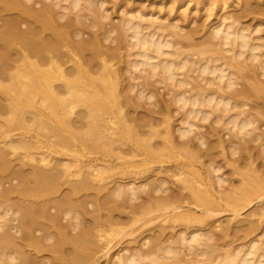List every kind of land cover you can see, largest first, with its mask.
<instances>
[{"label":"bare ground","instance_id":"obj_1","mask_svg":"<svg viewBox=\"0 0 264 264\" xmlns=\"http://www.w3.org/2000/svg\"><path fill=\"white\" fill-rule=\"evenodd\" d=\"M256 1L0 0V264H96L110 234H132L122 224L162 217L117 264H264L259 237L220 254L233 222L208 228L264 221L263 19L244 22L264 12ZM140 99L154 106L131 112ZM46 250L58 255L33 259Z\"/></svg>","mask_w":264,"mask_h":264},{"label":"rangeland","instance_id":"obj_2","mask_svg":"<svg viewBox=\"0 0 264 264\" xmlns=\"http://www.w3.org/2000/svg\"><path fill=\"white\" fill-rule=\"evenodd\" d=\"M126 1H127V0H123V2H122V4H121V7H122L123 9H126V4H127V3L131 4V3L129 2L130 0H128L127 3H126ZM137 1H138V2H137L136 4L138 5V4H140V1H145V2L147 3L149 0H148V1H146V0H137ZM236 1H237V3H236ZM241 1H242V2H241ZM245 1H246V0H245ZM245 1H243V0H239V1H238V0H235L234 4H235V3H236V4L230 6L231 8L226 7V10H227V11H230V9H231V11H232V10H233V11H237V12L242 11V10H243V7H244V6H243V3H244ZM253 1H254V0H253ZM255 1H256V0H255ZM262 1H263V2H262ZM64 2L67 3V1H64ZM239 2H240V3H239ZM193 3H194V2H191V3L189 4V10H188V8H187V10H186V9L183 7L182 9H179L178 11L180 12V11L182 10L180 13L184 12L185 10H186L187 12H189V11H190V7H192L191 5H194ZM256 3H257V4L260 3V4L264 7V4H263V3H264V0H260V1L257 0L256 2H254L253 5H254V6H257V5H255ZM176 4H177V3H176ZM239 4H240V5H239ZM244 4H245V3H244ZM110 5H112V3H108V6H109V8H110L112 11H113V9L115 10V7L110 6ZM127 5H128V4H127ZM214 5H215V3L212 5V8L214 7ZM236 5H237V6H236ZM239 6H240V7H239ZM124 7H125V8H124ZM215 7L217 8V4H216ZM233 7H234V8H233ZM236 7H238V8L236 9ZM241 7H242V8H241ZM122 8H120V9L117 10V11H115V13H114V11H113V13H112L113 16H112L111 18H109V19H105V21L107 22V20L109 21L110 19H112V18L115 16L112 20L118 22V19L120 20L121 16L123 15V14H122V12H123V9H122ZM154 8H156V7H154ZM216 8H213L214 10H212V11H214V12H212V11H210V10H205V8H204V10L202 9L203 11L201 10V11H202L201 14H200V11H197V13H195V12H194L195 9H194V11L192 10V14H193V12H194L196 15L199 13V15H197V17H196L195 14H193V16L196 17V18H195V17H193L192 14H191V17H192V19L195 18L193 21H196V20H197V21H196V24H197L198 20L201 18V19H200L201 21L199 20V23H203V22L207 21L205 24L210 25V23H213V21H214L213 19H215V17H216V15H215V14H216V10H217ZM110 9H109V12H112V11H110ZM157 9H159V11H157ZM167 9H168V10H167ZM167 9H165V10H167V11H164V8H163V9H161V8H159V7L156 8V11L158 12L157 15L165 14L166 17H169L170 14L173 15V13H175V10H173L174 12H172V10H170V7H168V6H167ZM206 9H208V8H206ZM215 9H216V10H215ZM223 9H225V8H223ZM234 9H235V10H234ZM120 10H121L122 12H121L120 15H119ZM160 10H161V13H159ZM183 10H184V11H183ZM226 10H221V13L226 12ZM170 11H171V12H170ZM116 12H117V13H116ZM167 12H168V13H167ZM169 12H170V13H169ZM179 12L177 13V14H178L177 16H179L178 18H180V17L182 16V14H179ZM207 12H210L209 14L212 13V15H209ZM257 12L259 13L260 10L257 11ZM214 13H215V14H214ZM221 13H220V14H221ZM254 13H255V12H254ZM254 13H252L253 15H251V14L247 15L248 17L245 16V18H246V17H247V18H246V21H244V22H246V24H248V23L250 24V22H251V24H252V22H253V23H255V21L257 22V19H260V17H261L260 20L263 19V20H262V21H263V24H262V27H263V28H262V31H261V32H260V31H258V32H254V35H255V34H257V35L259 34V35L264 36V14H263L264 12H260L259 14L255 13L256 15H254ZM261 13H262V14H261ZM121 14H122V15H121ZM167 15H169V16H167ZM172 15H171V16H172ZM200 15H201L202 17H201ZM208 15H209V17H207ZM259 15H260V16H259ZM173 16H174V15H173ZM211 16H212V17H211ZM214 16H215V17H214ZM256 16H257V17H256ZM206 17H207L208 19H210V20L208 21V19H206ZM249 17H250V18H249ZM262 17H263V18H262ZM203 18H204L205 21H202ZM211 18H212V19H211ZM245 18H243V19L245 20ZM253 18H254V19H253ZM255 19H256V20H255ZM180 20H181V22L184 21V20H182V19H180ZM180 20H178V21H180ZM211 20H212V21H211ZM247 20H248V21H247ZM110 21H111V20H110ZM193 21H192V22H193ZM210 21H211V22H210ZM258 21H259V20H258ZM181 22H179V23H181ZM184 22H185L184 24H183V22H182L181 24H183V25H187V26H185V27H187V28H188V26L190 27V26H194V25H196L195 22L192 23V22H189V21H187V20H185ZM209 22H210V23H209ZM251 24H250V25H251ZM252 25H254V24H252ZM259 32H260V33H259ZM106 43H108V41H106ZM122 51H123V52L125 51L123 54H125L126 52H128V50H127L126 48L122 49ZM124 57H126V56H124ZM263 57H264V56H263ZM4 79H6V78H4ZM5 81H9V79L7 78ZM159 91H160V93H159ZM159 91L157 90V93H158L159 96H161V97H162V95H164L165 98H169V97L171 96V94H168V93L166 92L167 90L164 89L163 87H160ZM160 94H161V95H160ZM131 95H133V93H131ZM143 100H144V99H142V100L140 99V100H139V102H140V101L143 102V103L140 102V103L143 104V105L141 104L143 107H142L141 105L138 106V107H140V108H138V109H140V111H137L138 109L135 110V108H136L135 106H134V109H133V106H129V107L132 108V111H131L130 108H129V110H130L131 112H133V113H134V112H136V113H137V112L141 113V112L148 111V109H147L148 107H149V108H152V107L154 106V105L152 104L153 106L151 107V104H150L149 101L146 102V103H147V104H146V103H145V100H144V101H143ZM148 103H149L150 105H148ZM145 105H146V106H145ZM144 106H145V107H144ZM77 109H78V110H79V109H83V107H78ZM173 109H174V113H175V116H176L175 119H176V118H178L181 114H179V112L176 110V107H175V106H173ZM159 116H161V115H159ZM213 118H214V115H212V116H211L209 119H207V120H202L201 122L204 123V124L207 126L208 123H209V122L211 121V119H213ZM178 121H180V120L176 119L175 123L178 124ZM18 131H19L18 129H15V133L18 132ZM13 132H14V131H13ZM88 149H89V148H88ZM87 151H88V150H86V152H87ZM94 155H95V154H94ZM125 155H126V154H125ZM130 155H131V154H127L128 157H129ZM62 157H66V158H68L69 156H68V155H63V154H62ZM123 176H124V175H116V177L121 178V179H118V178H117V179H115V180H116L117 182H118L119 180L127 181L128 179L124 178ZM240 178H241V177H240ZM238 179H239V178H238ZM238 179H237V182H238L239 180H241V179H239V180H238ZM114 182H115V181L110 182V183H109V186H112V185L114 184ZM239 183H240V184H239V185L237 184V185L240 187V185H241V181H240ZM5 184L8 185V184H9V180H6V181H5ZM65 186H66V185H65ZM65 186L60 190L61 192H59V193H57V194L63 195L64 191L67 190ZM62 192H63V193H62ZM61 193H62V194H61ZM104 193H105V192H103V193L101 192V194H104ZM60 195H59V196H60ZM61 197H62V196H61ZM258 204H259V206H260L261 203H259V201H258ZM255 205H257V202H256ZM255 205H254V206H255ZM254 206H250L249 209H246V210L244 211V213H243V217H247V216H246L247 214H245V213H247L248 210H249V211H250L251 209L253 210V207H254ZM257 206H258V205H257ZM257 206H255V207L257 208ZM251 207H252V208H251ZM255 207H254V209H255ZM90 209H93V206H91ZM122 209H123V208L119 209L120 211H119V210H118V211H115V216H117V217H118V215L120 216L121 213H119V212H122V211H123ZM125 209H127V208H125ZM249 211H248V212H249ZM117 212H118V213H117ZM123 212H124V211H123ZM123 212H122V214H124V215H123L122 217L127 218V217H126L127 213H123ZM92 213H93V212L90 213V211H87V212H86V215H87L86 217H88V218L92 217V215H91ZM257 213H258V212H257ZM89 214H90L91 216H90ZM116 214H118V215H116ZM122 214H121V215H122ZM254 215H259V214H254ZM220 216H221V220H222V221H220V220L218 221V220H217V221H216V222H217V225H216V223H214L215 225L213 224V226H216V227L218 226L219 229L217 230L216 227H214V228H213V227H208V228H212V229H214V230H216V231L222 232V229L225 228V226L222 227V224H226V226H227L228 224H229L230 226L233 224V225H232V229H230V231H229V233H231L230 235H226V236L222 237L223 234L225 233L224 231L222 232L223 234H221V235L218 234L219 237H220V236L222 237V238L219 239L220 242H221V244H222L225 240H228V239H232V240H234V239H235L234 242L236 243V245H237V244H239V245H243V244L248 243V241L250 242V240H252V238H254V237H259L260 239H259L258 244H261L262 246H264V235H260V234L262 233V230H261V229H262V227H263L264 221H260V223L262 224V226H261L260 224H258L259 221L257 222V220H258V217H259V216H254V217H253L252 215L250 216L253 220H254V218L257 217V218L255 219L257 225L255 224V221H254V222H251L252 225L254 224V225L257 226V228L254 227V228H255L254 231L251 230L252 227H251V224L249 223L250 221H247V220H250V219H249L250 217H247L248 219H246V222H245L246 225H245V223L242 222L241 219H239V220H238V219H234V218H233L234 215H231V214H229V215H228V214H227V215H226V214L222 215V214H221ZM228 217H229V218H228ZM230 217H231L232 219H231ZM162 218H163V217H162ZM162 218H159V220L157 219V221L154 222V223H152V225L150 224L149 228L146 226V228H148V229H146L145 227H141V226L139 225V224L142 223V222L137 223V225H134V226L132 225L133 222H127V223L122 224V225L125 226V228H127V227L129 228V227L131 226L130 228L132 229V232H130V233H132L133 235H132V234H129L128 236L125 235V236H123V237H120V236H118V235L111 236V235H114V234H116V233H112V234H110L109 237H110L111 240H112V241H111V245H112V247L110 248L109 253H107L106 255H103L104 252H105V249H104L105 247H104L103 249H101V248H102V246H101V247L99 248V250L97 249V250L95 251V258L97 257V259H98L97 262H96V264H102V263H103V264H108V263L111 264L112 261H114V263H112V264H117L118 261L116 262V255H118V254H123V253H124L123 255H125V254L128 255L131 251H133V250L135 251V250H136L134 247H137V249L142 248V247H148V241H150L151 237H152V238H155L154 236L157 235L158 229H159V230L161 229V226H160L159 224L161 223V225H162L163 222L166 223L165 220H163ZM241 218H242V217H241ZM65 219L67 220L66 217H63L62 220L65 221ZM228 219H229L230 221H228ZM252 219H251V220H252ZM161 220H162V221H161ZM236 220H237L238 222H237ZM244 221H245V220H244ZM159 222H160V223H159ZM230 222H231V223L233 222V223L230 224ZM239 222H240V223H239ZM247 222L249 223V225H248L249 228L245 227V226H247V224H248ZM262 222H263V223H262ZM218 223H219V224H218ZM227 223H228V224H227ZM235 223H237V225H238V223H239V226H240V224H241L242 227H243V224H244V228H241V231H242V232H241V231H238V230L240 229L241 226H240V227L238 226L239 229L237 230V229H236V228H237V225H236ZM142 224H143V223H142ZM155 224H157V226H156ZM234 225H236V226H234ZM254 225H253V226H254ZM258 225H259L260 227H259ZM138 226L141 227V229H140ZM152 226H153V227H152ZM154 226H155V227H154ZM158 226H159V227H158ZM135 227H136V228H139V230L136 229ZM151 227H152L153 230L151 229ZM157 227H158V228H157ZM221 227H222V228H221ZM234 227H235V229H236L238 232H237L235 229H233ZM250 227H251V228H250ZM130 228L127 229V230H128V231H131ZM134 228H135V230H134ZM144 228H145V229H144ZM155 228H156V229H155ZM246 228H247L248 231L251 230L249 233H248V231L246 230V233H248V234H246V233L244 232V230H243V229H246ZM143 229H144L145 231H144ZM150 229H151L152 231H150ZM142 230H143V231H142ZM146 230H147V231L149 230L152 234H151L149 231L147 232ZM154 230H156L157 232H155ZM170 230H173V229H172V228H169V229H167V232H169ZM231 230H232V231L235 230L237 233H236V232H232ZM133 231H135V233H134ZM140 231H141V233H140ZM260 231H261V233H260ZM145 232H146V233H145ZM153 232L156 233V234L154 235ZM142 233H143V234H142ZM148 233H149V234H148ZM235 233H236V234H235ZM259 233H260V234H259ZM147 234H148V235H147ZM150 234H151V236H150ZM146 235H147V236H146ZM146 237H148V238H150V239H148V238H146ZM145 241H147V243H146V244H143ZM221 244H220V246H221L222 248L220 247V249L218 250V251L220 252V254H221L222 252H224V251L221 252L220 250H223V249L225 250V247H226V245L224 246L223 244H222V245H221ZM233 244H234V243H233ZM140 245H142V246H140ZM139 246H140V247H139ZM138 247H139V248H138ZM67 249H68V248H67ZM130 249H131V251H130ZM132 249H133V250H132ZM100 250H101V251H100ZM28 251H29V250H28ZM102 251H103V252H102ZM29 252H31V251H29ZM42 252H43V251H42ZM42 252H40V253H36V252H33V251H32L33 254H34V253L37 254V255H36V254H34V255L32 254V257L34 256L33 259H34L35 261L40 262L41 260H39V259L42 258V261H43V260H45V259L47 258V261H48V259H49V258H52V256H55L56 253H57V255H58V251H57V252L54 251L55 254H54V252H52L51 250H46V251L43 252V253H42ZM51 252H52V253H51ZM59 252H60V251H59ZM96 252H98V254H97ZM122 252H123V253H122ZM44 253H45V254H44ZM69 253H70V252H69ZM102 253H103V254H102ZM38 254L40 255V257L38 256ZM41 254H42V256H41ZM52 254H54V255H52ZM101 254H102V255H101ZM114 254H115V255H114ZM49 255H50L51 257H50ZM57 255H56V256H57ZM83 255H84V254H83ZM98 255H99V256H98ZM113 255H114V256H113ZM45 256H46V257H45ZM193 256H194V255H193L192 253L189 254V255H187V257H193ZM35 257H37V258H39V259H37V258H35ZM43 257H44V258H43ZM102 257H103V258H102ZM109 257H110V258H109ZM112 257H113V258H112ZM100 258H101V259H100ZM111 258H112V260H111ZM82 259H83V258H82ZM86 259H87V258H86ZM89 259H94V258L89 257ZM89 259H88V260H85V262L87 261L88 264H89V263L91 264V260L89 261ZM108 259H109V260H108ZM114 259H115V260H114ZM99 260H101V261H99ZM110 260H111V261H110ZM104 261H106V262H108V263H106V262H104ZM38 262H37V263H38ZM85 262H84V263H85ZM110 262H111V263H110ZM115 262H116V263H115ZM145 262H146V261H145ZM148 262H149V261H148ZM84 263H83V264H84ZM213 263H215V262H213ZM38 264H39V263H38ZM85 264H86V263H85Z\"/></svg>","mask_w":264,"mask_h":264}]
</instances>
